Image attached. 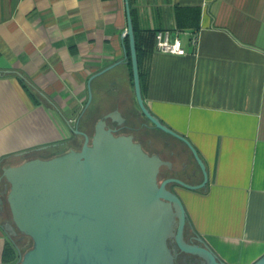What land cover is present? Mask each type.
Masks as SVG:
<instances>
[{"label": "crops", "instance_id": "0c3cea01", "mask_svg": "<svg viewBox=\"0 0 264 264\" xmlns=\"http://www.w3.org/2000/svg\"><path fill=\"white\" fill-rule=\"evenodd\" d=\"M128 4L141 33L168 30L185 50L151 47L141 93L149 111L185 136L206 165L205 189H176L187 217L224 262L253 264L264 255V0ZM126 30L125 0H0V176L28 156L75 148L80 137L67 121L82 130L115 110L122 122L146 119L135 100ZM117 62L91 81L92 101L81 114L89 78ZM17 73L46 98L34 102ZM159 137L172 147L171 136ZM6 191L1 179L0 264L8 242Z\"/></svg>", "mask_w": 264, "mask_h": 264}, {"label": "water", "instance_id": "95a60500", "mask_svg": "<svg viewBox=\"0 0 264 264\" xmlns=\"http://www.w3.org/2000/svg\"><path fill=\"white\" fill-rule=\"evenodd\" d=\"M125 2V36L138 109L154 128L185 145L199 168L200 182L191 184L167 177L159 183L160 167H170V162L146 153L132 136H116L114 130L106 128L107 119L122 122L117 110L98 120L90 143L78 125L67 121L71 132L84 139L80 149L49 158L35 157L2 169L0 181L4 179L8 185L5 200L11 216V223L2 228L9 240L16 232L32 240V247L23 254L16 248L15 264H173L167 244L171 236L182 251L199 255L208 264H227L202 238L203 247L183 241L186 210L168 186L202 190L208 185L209 175L190 141L164 125L145 105L132 18L128 0ZM120 63L89 78L88 98L81 114L92 101L91 81ZM253 264H264V255Z\"/></svg>", "mask_w": 264, "mask_h": 264}, {"label": "flooded vegetation", "instance_id": "af4514ba", "mask_svg": "<svg viewBox=\"0 0 264 264\" xmlns=\"http://www.w3.org/2000/svg\"><path fill=\"white\" fill-rule=\"evenodd\" d=\"M101 116L98 120L102 118ZM98 120H96L91 125H87L81 130L88 135L89 143L91 142L92 136L94 134V127ZM105 122L106 128H110L115 131L114 135H130L132 136L133 141L139 143L146 153L149 155H157L163 161L170 162V167L164 165L160 167L158 176H160L161 179L158 180L159 183L166 177H177L187 183L196 184L195 179L197 178V174H199V168L192 155L189 153L190 157H184L178 149L174 148L173 146L169 147L170 144L161 140L160 137L159 139H156L149 136V132H158L160 130L154 128L146 119L144 121L138 122L134 118L125 117V120L121 123L116 121L114 122L110 119H107ZM83 140V137L80 136V147L82 146ZM77 143L78 141H76V145ZM80 147L78 149H80ZM166 149L167 151H165ZM168 188L177 194L176 189H178V187L171 186ZM6 223L10 222L6 220ZM18 234L19 233L16 232L15 236L13 237H16ZM200 238L201 237L194 230L190 220L186 216V222L183 230V241L191 246L203 247V243L200 242ZM167 244L173 255V264H208V261L205 258L182 251L173 236L168 238Z\"/></svg>", "mask_w": 264, "mask_h": 264}, {"label": "trees", "instance_id": "16d2710c", "mask_svg": "<svg viewBox=\"0 0 264 264\" xmlns=\"http://www.w3.org/2000/svg\"><path fill=\"white\" fill-rule=\"evenodd\" d=\"M131 17H132L134 38H135V44H136V52H137V61H138V68H139L140 85L142 86V83H143V80H144V73H143V70H142L143 58L146 55V53L149 51V49L151 47H153L154 36H155V33L157 31L156 32L141 33L136 27L135 20L133 18V13L132 12H131ZM124 44H125V47H126V50H127L129 61H130L129 44H128V38L126 36H125ZM19 81H20L21 85L26 89L28 94L31 96V98L34 100V102H39L41 99L44 100V97H42L35 89H33L29 84H27L20 77H19ZM95 121H96V119L94 118V119H92V121L89 124L91 125ZM66 151L67 150H65L63 152H66ZM63 152H60V153H63ZM32 158H34V156H28L22 162H24L26 160H29V159H32ZM22 162H20V163H22ZM20 163H18V164H20ZM171 186H175V185H169L168 187H171ZM198 191H201V190H198ZM5 198H6V194L3 196V209H2V213L1 214H2V216H3L5 221L6 220L9 221L10 212H9V208H8V205L6 203ZM16 237H18V235ZM13 238L14 237H12L11 240L8 239V242H7V245H6V249L4 251V257H3V263L4 264H15L16 263V261L18 259V254H17L16 248H18L20 250V252L22 253V250H21L22 241L20 239H16L15 240Z\"/></svg>", "mask_w": 264, "mask_h": 264}, {"label": "built area", "instance_id": "2783aa9c", "mask_svg": "<svg viewBox=\"0 0 264 264\" xmlns=\"http://www.w3.org/2000/svg\"><path fill=\"white\" fill-rule=\"evenodd\" d=\"M190 43L196 47L197 35L194 34L190 37ZM153 47L156 51L166 54H185L180 38L177 35L172 36L168 30L157 31L155 33Z\"/></svg>", "mask_w": 264, "mask_h": 264}, {"label": "rangeland", "instance_id": "374dc122", "mask_svg": "<svg viewBox=\"0 0 264 264\" xmlns=\"http://www.w3.org/2000/svg\"><path fill=\"white\" fill-rule=\"evenodd\" d=\"M149 134V136H151V137H153V138H156V139H159V134H161V131H158V132H156V131H152V132H149L148 133ZM170 138V137H169ZM170 140H171V142H172V146L174 147V148H176V147H179V149H181L182 150V152H183V154H184V152H187L186 151V149H184V147H182L181 148V144L179 145L175 140H174V138L172 137V138H170ZM77 147L75 148V149H78L79 147H80V141H78V143H77V145H76ZM65 151V150H64ZM63 152V151H62ZM53 155H57V153L56 154H49L48 156H46L47 158L48 157H51V156H53ZM42 156V155H41ZM42 158H45V157H42ZM161 179V177L160 176H158V180H160ZM159 182V181H158ZM176 187H178V186H176ZM179 188V187H178ZM7 189H8V185H7ZM9 222L11 223V216H10V218H9ZM13 239H20L21 241H22V247H21V250H22V253H24L26 250H28V249H30L31 248V246H32V240L29 238V237H27V236H24L23 234H18V237H14Z\"/></svg>", "mask_w": 264, "mask_h": 264}]
</instances>
